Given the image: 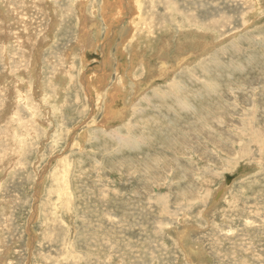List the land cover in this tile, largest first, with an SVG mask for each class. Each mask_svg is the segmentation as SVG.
I'll use <instances>...</instances> for the list:
<instances>
[{
    "label": "rangeland",
    "instance_id": "1",
    "mask_svg": "<svg viewBox=\"0 0 264 264\" xmlns=\"http://www.w3.org/2000/svg\"><path fill=\"white\" fill-rule=\"evenodd\" d=\"M0 264H264V0H0Z\"/></svg>",
    "mask_w": 264,
    "mask_h": 264
},
{
    "label": "bare ground",
    "instance_id": "2",
    "mask_svg": "<svg viewBox=\"0 0 264 264\" xmlns=\"http://www.w3.org/2000/svg\"><path fill=\"white\" fill-rule=\"evenodd\" d=\"M119 1V0H118ZM126 1V0H125ZM123 2V1H122ZM110 3H112V2H110ZM129 3V2H128ZM132 3H133V0H132ZM124 4H125V2H124ZM119 5H120V3H119ZM122 6H123V4H122ZM132 6H134V5H132ZM140 6V5H139ZM112 8V7H111ZM115 9V8H114ZM129 9H131V8H129ZM135 8H133L132 10H134ZM113 10V9H112ZM126 10H128V9H126ZM136 10H139L138 12H140V8L138 9H136ZM116 11V10H115ZM114 11V12H115ZM118 12V11H117ZM116 12V13H117ZM138 12H136L137 14H138ZM111 13V12H110ZM128 13V12H127ZM126 13V14H127ZM144 13V12H143ZM113 14V13H112ZM112 14H111V17H112ZM117 15V14H116ZM113 16H115V14L113 15ZM133 16V15H132ZM140 16V15H139ZM136 17V16H135ZM130 19V18H129ZM118 20V19H117ZM125 21V20H124ZM137 22H138V20H136ZM117 22V21H116ZM134 22V21H133ZM131 23V22H130ZM84 24H85V22H84ZM121 25V24H120ZM180 25V24H179ZM182 26V25H181ZM113 29V28H112ZM116 30V29H115ZM134 30V29H133ZM204 30V29H203ZM186 31V30H185ZM139 32V31H138ZM205 34V33H204ZM104 38V37H103ZM207 38V37H206ZM81 40V39H80ZM142 42V41H141ZM82 46V45H81ZM144 64V63H143ZM118 72V71H117ZM93 78V77H92ZM122 80V79H121ZM121 82V81H120ZM117 84V83H116ZM122 84V83H121ZM115 86V85H114ZM118 87H119V85H117ZM120 88V87H119ZM119 88H118V90H119ZM121 90V89H120ZM104 91V90H103ZM105 93V92H104ZM117 95V94H116ZM107 96V95H106ZM112 96V95H111ZM114 97L112 96V99H113ZM115 98H117L116 96H115ZM108 100H109V98H108ZM110 104H112V102L111 103H109L108 105L110 106ZM215 104V103H214ZM105 106H107V104L105 105ZM111 109V108H110ZM112 111H114L113 109H112ZM108 112V111H107ZM115 112V111H114ZM113 112V113H114ZM126 112V111H125ZM109 113V112H108ZM116 113V112H115ZM114 116V115H113ZM112 116V117H113ZM257 132V131H256ZM73 136V135H72ZM136 148V147H135ZM173 151V150H172ZM191 250V249H190Z\"/></svg>",
    "mask_w": 264,
    "mask_h": 264
}]
</instances>
